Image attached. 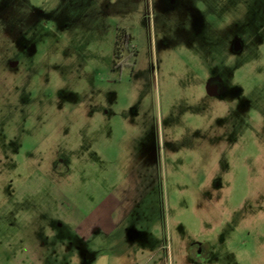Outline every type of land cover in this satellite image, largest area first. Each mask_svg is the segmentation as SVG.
<instances>
[{"label":"rangeland","instance_id":"374dc122","mask_svg":"<svg viewBox=\"0 0 264 264\" xmlns=\"http://www.w3.org/2000/svg\"><path fill=\"white\" fill-rule=\"evenodd\" d=\"M102 254L264 264V0H0V264Z\"/></svg>","mask_w":264,"mask_h":264},{"label":"flooded vegetation","instance_id":"af4514ba","mask_svg":"<svg viewBox=\"0 0 264 264\" xmlns=\"http://www.w3.org/2000/svg\"><path fill=\"white\" fill-rule=\"evenodd\" d=\"M118 52H119V57H120V47H119ZM208 90L211 95L217 94L219 92L218 84L217 83L209 84ZM186 255L187 257L194 258L195 260H198V261H205L209 257L210 252H209V248L207 244L196 242V243H193L192 245L187 246Z\"/></svg>","mask_w":264,"mask_h":264},{"label":"crops","instance_id":"0c3cea01","mask_svg":"<svg viewBox=\"0 0 264 264\" xmlns=\"http://www.w3.org/2000/svg\"><path fill=\"white\" fill-rule=\"evenodd\" d=\"M97 217H98V218H97ZM97 217H96V218H97V219H96L97 222H99L101 225H103V223L105 222L104 213L102 212V213L99 214ZM84 227H85L84 224H81V225L79 226V230H80V232L83 233V232L86 231V229H85ZM93 264H109V258H108V256L105 255V254L99 255V256L97 257V259L93 262Z\"/></svg>","mask_w":264,"mask_h":264},{"label":"trees","instance_id":"16d2710c","mask_svg":"<svg viewBox=\"0 0 264 264\" xmlns=\"http://www.w3.org/2000/svg\"><path fill=\"white\" fill-rule=\"evenodd\" d=\"M118 51H119V41L117 39L115 42V45H114V50H113V53H114L116 58H119V52Z\"/></svg>","mask_w":264,"mask_h":264}]
</instances>
